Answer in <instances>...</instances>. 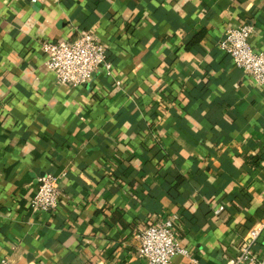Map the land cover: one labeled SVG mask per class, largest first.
Here are the masks:
<instances>
[{
	"label": "crops",
	"instance_id": "1",
	"mask_svg": "<svg viewBox=\"0 0 264 264\" xmlns=\"http://www.w3.org/2000/svg\"><path fill=\"white\" fill-rule=\"evenodd\" d=\"M244 23L264 51V0H0V259L146 264L139 230L172 214L175 264L236 254L264 218V85L220 47ZM84 31L114 75L61 84L43 43ZM49 172L60 204L34 213Z\"/></svg>",
	"mask_w": 264,
	"mask_h": 264
},
{
	"label": "built area",
	"instance_id": "2",
	"mask_svg": "<svg viewBox=\"0 0 264 264\" xmlns=\"http://www.w3.org/2000/svg\"><path fill=\"white\" fill-rule=\"evenodd\" d=\"M254 26L244 23L226 30L220 41L221 49L259 85H264V51H258L250 42ZM47 52L46 65L61 84L85 86L96 72L103 69L113 76L114 63L107 54L106 45L90 31L81 32L76 38L47 40L43 43ZM120 82H118L119 84ZM63 190L59 177L46 173L39 179L38 190L30 203L34 213L56 209ZM224 207H219L220 213ZM179 214L145 225L138 233V257L146 264H175L174 256L186 253L178 236ZM264 234V218L255 223L244 236L240 249L225 264H264V255H259L255 245ZM0 264H17L8 257Z\"/></svg>",
	"mask_w": 264,
	"mask_h": 264
}]
</instances>
